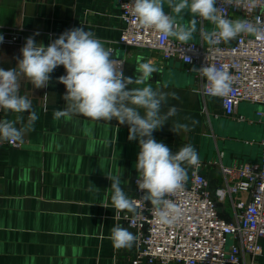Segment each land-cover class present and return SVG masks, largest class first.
I'll return each mask as SVG.
<instances>
[{
	"label": "crops",
	"instance_id": "1",
	"mask_svg": "<svg viewBox=\"0 0 264 264\" xmlns=\"http://www.w3.org/2000/svg\"><path fill=\"white\" fill-rule=\"evenodd\" d=\"M118 8V0H0V25L20 27L28 37L39 32L35 40L45 46L65 30L83 26L112 55L125 59L126 77L135 78L141 57L144 62L153 61L159 72L148 83L167 97L161 112L176 108V115L153 135L173 152L193 145L199 159L207 162L201 170L209 189L216 193L222 184L219 163L260 159L264 127L256 114L259 108L243 101L236 114L246 120L227 117L215 98L204 102L194 66L121 45L118 39L124 23ZM175 19L187 24L191 16ZM212 28L208 21L199 22L191 40L201 41V32ZM22 47L0 45V68H14ZM65 74L64 67L58 66L48 87L41 89L20 79V94L32 101L39 118L19 147L0 143V264H124L136 249V244L131 249H115L109 239L110 229L117 223L136 233L116 219L107 176L120 174L121 187L128 197L133 194L138 141H129L128 126L116 120L54 119V111L66 107V89L57 79ZM28 115L3 110L0 120L20 127L21 118L26 123ZM176 123L188 124L189 130L173 132ZM186 168L188 172L191 166ZM240 264H264V240L262 252L246 255Z\"/></svg>",
	"mask_w": 264,
	"mask_h": 264
},
{
	"label": "clouds",
	"instance_id": "2",
	"mask_svg": "<svg viewBox=\"0 0 264 264\" xmlns=\"http://www.w3.org/2000/svg\"><path fill=\"white\" fill-rule=\"evenodd\" d=\"M217 3L218 0H132L131 15L141 28L154 30L165 38H175L181 44H187L193 38L197 24L202 21L213 25L210 31L201 32L209 45L228 43L241 34L264 38V20L259 16L254 20L229 19L224 14V10L232 7L264 10V0H219L218 7ZM165 4L170 10L167 13ZM172 13L175 16L187 13L191 19L187 24H179ZM38 35L40 33L35 32L26 38L14 68H0V110L29 114L26 123L21 118L20 127L7 119L0 120V143L22 144L39 118L32 101L20 94L21 77L29 80L35 89L46 88L51 74L62 65L66 74L57 79L66 89L63 96L66 107L54 111V119L83 116L109 123L116 120L119 125H127V139L138 141L140 149L135 163L136 185L143 193L140 199L150 202L157 223H178L183 210L170 197L183 188L187 179L186 166L197 165L199 156L191 144L173 152L153 135L169 117L176 115L175 107L162 114L167 97L148 83L153 73L159 72V67L151 60L144 62L141 57L136 64L135 78L126 77L123 62L114 59L112 51L83 26L65 30L47 46L35 40ZM3 42L4 36L0 34V43ZM198 71L206 78V95L225 97L232 91L233 77L227 65L221 69L207 64ZM195 123L193 119L192 124ZM189 127L176 123L171 130L176 133L180 129L187 131ZM107 178L111 181L107 190L111 193L115 216L127 212L138 219V202L130 199L121 187V175ZM101 206L108 208L107 204ZM109 239L118 250L131 249L138 243V237L118 223L111 227Z\"/></svg>",
	"mask_w": 264,
	"mask_h": 264
},
{
	"label": "built area",
	"instance_id": "3",
	"mask_svg": "<svg viewBox=\"0 0 264 264\" xmlns=\"http://www.w3.org/2000/svg\"><path fill=\"white\" fill-rule=\"evenodd\" d=\"M131 6L132 0H118V17L124 23L118 39L121 45L158 53L163 60L179 58L189 67L194 66L204 102L215 98L225 116L238 120H246L236 114L241 102L261 105L256 114L264 127V38L241 34L217 45H209L203 38L181 44L175 38L138 26ZM224 14L229 19L234 16L254 20L259 16L264 20V10L260 8L232 7ZM0 34L4 36L0 45H24L28 37L22 28L7 25H0ZM113 58L123 62L125 75V59L116 55ZM207 64L221 69L228 66L233 83L227 96L204 93L206 78L198 70ZM2 113L0 110V116ZM11 145L19 147L20 143ZM260 146L259 160L236 159L228 165L218 164L222 184L216 193L209 189L201 170L207 162L199 159L197 165L191 166L183 188L170 197L183 210L182 219L174 225L156 222L150 202L140 199L143 193L136 185L138 175L134 177V191L129 198L138 202L140 216L137 219L121 212L116 217L133 228L138 237L133 255L124 264H240L246 255H259L264 240V135Z\"/></svg>",
	"mask_w": 264,
	"mask_h": 264
},
{
	"label": "water",
	"instance_id": "4",
	"mask_svg": "<svg viewBox=\"0 0 264 264\" xmlns=\"http://www.w3.org/2000/svg\"><path fill=\"white\" fill-rule=\"evenodd\" d=\"M180 18V20H185V18L187 17V13H185L184 15H180L178 16Z\"/></svg>",
	"mask_w": 264,
	"mask_h": 264
},
{
	"label": "rangeland",
	"instance_id": "5",
	"mask_svg": "<svg viewBox=\"0 0 264 264\" xmlns=\"http://www.w3.org/2000/svg\"><path fill=\"white\" fill-rule=\"evenodd\" d=\"M260 107H261V105H258V104H257V108H260ZM229 244H230V242L228 243V245H229Z\"/></svg>",
	"mask_w": 264,
	"mask_h": 264
}]
</instances>
